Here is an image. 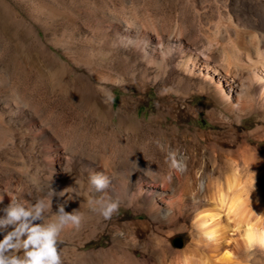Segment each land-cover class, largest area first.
Wrapping results in <instances>:
<instances>
[{"label": "rangeland", "instance_id": "obj_1", "mask_svg": "<svg viewBox=\"0 0 264 264\" xmlns=\"http://www.w3.org/2000/svg\"><path fill=\"white\" fill-rule=\"evenodd\" d=\"M261 3L0 0V216L11 199L25 204L42 199L51 210L49 191L56 180L77 188L72 171L52 173L57 153L70 159L86 146L104 152L128 149L149 168L162 163L161 148L166 157L171 150L177 159L183 154L201 167L212 165L211 181H223L232 167L260 188L257 199L264 205V171L236 163L234 157V163L227 162L225 153L240 144L264 156V107L247 106L235 92L224 102L210 81L229 77L222 65L239 51L236 31L253 32ZM119 38L132 45L118 43ZM167 39L174 60L166 67L143 57L144 43ZM194 56L210 62L202 60L205 64L193 74L196 83H180L184 71L177 60L195 62ZM207 64L218 65V75L204 68ZM201 80L205 88L197 84ZM120 212L131 214L124 208ZM80 225L58 237L63 264H97L84 247L103 227L105 239L124 235L118 224L96 214ZM187 242V233L171 237L176 248ZM16 255L23 256V250ZM244 262L264 264V248L254 246Z\"/></svg>", "mask_w": 264, "mask_h": 264}, {"label": "bare ground", "instance_id": "obj_2", "mask_svg": "<svg viewBox=\"0 0 264 264\" xmlns=\"http://www.w3.org/2000/svg\"><path fill=\"white\" fill-rule=\"evenodd\" d=\"M255 10L257 23L253 24V32L236 31L239 51L222 65L229 77L210 81L224 102L230 100L231 92H235L247 106L264 107V0ZM170 40L144 43L143 57L150 56L155 65L166 67L174 60ZM117 42L129 47L133 41L119 38ZM183 59L179 58L175 65L184 71L178 79L184 84L194 82V72L205 64L202 60L210 62L209 57L194 56L195 62ZM205 66L209 72L218 73V65ZM201 75L209 77L208 74ZM197 84L205 88L202 80ZM249 147L240 144L227 147V162H233L231 157H234V162L262 174L264 156ZM127 150L104 152L101 148L91 150L86 146L79 156L70 154V159L57 153L56 163L50 166L52 173L72 171L71 181H76L77 188L72 187V182L60 184L56 180L52 191L53 206L46 211L45 218H54L59 205L69 213L77 210L81 221L93 217L94 205H90L89 200L101 194L88 191L89 176L99 172L114 178L107 192L118 197L120 204L118 211L107 221L118 224L124 235L120 233L118 238L105 239L102 230L106 227H103L99 237L86 243L84 248L90 249L87 254L92 260L97 259V264H245L250 249L254 246L264 248V205L257 199L260 188L245 181L232 167L224 174L223 181H211L215 169L212 165L211 168L206 164L199 166L193 157L179 155L178 160L185 169L180 172L171 169L162 148L159 151L162 163L154 168H149L141 158L133 159ZM148 170L151 171L145 175ZM49 186L50 189L53 187L52 184ZM122 208L131 214H122ZM177 233L188 235V242L182 248L171 244V237ZM233 234L237 238H233Z\"/></svg>", "mask_w": 264, "mask_h": 264}, {"label": "clouds", "instance_id": "obj_3", "mask_svg": "<svg viewBox=\"0 0 264 264\" xmlns=\"http://www.w3.org/2000/svg\"><path fill=\"white\" fill-rule=\"evenodd\" d=\"M167 158L171 168L180 172L185 170L174 151L170 150ZM112 179L99 172L92 173L88 179V191L101 194L94 200L90 199L89 204L94 205L93 213L106 221L118 211L120 204L118 197L107 192ZM49 192L51 200L53 192ZM47 210L48 206L42 199L32 204H25L19 199L10 200L2 210L4 215L0 216V233H6L0 240V264H63L57 247L58 237L68 226L78 229L82 217L77 210L69 213L63 205H59L54 218L46 221ZM38 220L42 223H35ZM20 250H23V256L16 255Z\"/></svg>", "mask_w": 264, "mask_h": 264}]
</instances>
